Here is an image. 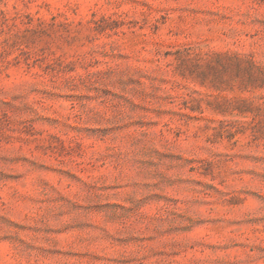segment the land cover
I'll use <instances>...</instances> for the list:
<instances>
[{
    "label": "rangeland",
    "instance_id": "rangeland-1",
    "mask_svg": "<svg viewBox=\"0 0 264 264\" xmlns=\"http://www.w3.org/2000/svg\"><path fill=\"white\" fill-rule=\"evenodd\" d=\"M0 264H264V0H0Z\"/></svg>",
    "mask_w": 264,
    "mask_h": 264
}]
</instances>
